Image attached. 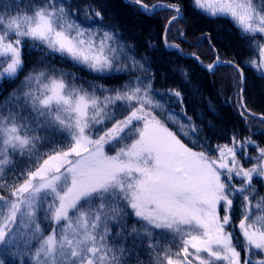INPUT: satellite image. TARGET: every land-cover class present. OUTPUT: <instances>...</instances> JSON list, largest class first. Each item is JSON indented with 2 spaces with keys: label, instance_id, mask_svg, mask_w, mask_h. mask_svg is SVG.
<instances>
[{
  "label": "snow or ice",
  "instance_id": "obj_1",
  "mask_svg": "<svg viewBox=\"0 0 264 264\" xmlns=\"http://www.w3.org/2000/svg\"><path fill=\"white\" fill-rule=\"evenodd\" d=\"M129 3L146 15L170 11L163 43L183 52L168 40L181 0ZM191 6L231 20L253 53L245 63L264 78V0ZM80 13L64 0H0V83L24 73L26 50L37 53L0 100V264H264V147L233 134L209 149L182 92L154 88L147 57L103 26L101 10L88 4ZM56 55L127 79L86 87L49 62ZM192 57L212 75L221 64L236 70L248 122L243 69L218 55L206 65Z\"/></svg>",
  "mask_w": 264,
  "mask_h": 264
},
{
  "label": "trees",
  "instance_id": "obj_2",
  "mask_svg": "<svg viewBox=\"0 0 264 264\" xmlns=\"http://www.w3.org/2000/svg\"><path fill=\"white\" fill-rule=\"evenodd\" d=\"M73 9H80L79 19H83L82 10L88 4L102 11L103 26L115 29L123 41L135 46L137 57L145 56L149 67L155 75L154 88L161 92L168 89H179L183 96V109L192 122L200 129L197 134L209 149L214 150L217 144L229 143L233 134L239 139L251 138L264 147V123L260 117L264 116V78H261L245 61L253 53L241 40L236 27L227 18H212L201 14L191 6V0H181L183 5L182 19L174 23L168 33L169 42L180 45L183 54L175 48L164 46V28L172 13L168 10H157L153 15H146L129 0H64ZM146 3H165L168 0H145ZM177 29H183L185 36L181 38ZM149 44L155 47H149ZM192 53L199 55L206 65L218 55L223 61H235L244 71L243 102L254 116H249L248 122L240 115L238 108L239 89L233 78L236 70L226 64L218 66L215 75L209 74L202 65L192 57ZM37 59L36 52H25V70L15 81L4 80L0 83V100L16 88L24 74L32 67ZM49 62L57 69L71 72L78 78L77 83L118 85L127 79L122 74H114L113 78H101L87 68L74 65L72 62L50 56ZM180 69L187 70L188 78L180 74ZM181 120H185L181 107L172 105ZM176 129L175 125H170ZM183 138V137H182ZM185 143L190 141L183 138ZM196 150H199L197 148ZM247 153L255 155L253 146L247 148ZM244 166H250L244 162ZM257 187L264 194V182ZM131 223V221H129Z\"/></svg>",
  "mask_w": 264,
  "mask_h": 264
},
{
  "label": "water",
  "instance_id": "obj_3",
  "mask_svg": "<svg viewBox=\"0 0 264 264\" xmlns=\"http://www.w3.org/2000/svg\"><path fill=\"white\" fill-rule=\"evenodd\" d=\"M181 55H182V56H185V54H183V52L181 53ZM226 65H228V64H226ZM244 81H245V80H244ZM243 88H244V85H243Z\"/></svg>",
  "mask_w": 264,
  "mask_h": 264
},
{
  "label": "rangeland",
  "instance_id": "obj_4",
  "mask_svg": "<svg viewBox=\"0 0 264 264\" xmlns=\"http://www.w3.org/2000/svg\"><path fill=\"white\" fill-rule=\"evenodd\" d=\"M223 61V60H222Z\"/></svg>",
  "mask_w": 264,
  "mask_h": 264
}]
</instances>
